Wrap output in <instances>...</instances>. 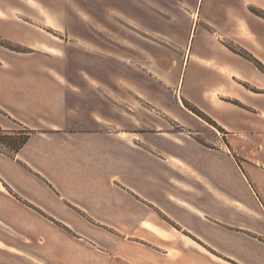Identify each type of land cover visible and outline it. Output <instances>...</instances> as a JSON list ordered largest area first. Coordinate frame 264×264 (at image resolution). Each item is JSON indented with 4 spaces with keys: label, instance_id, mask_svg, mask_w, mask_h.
I'll use <instances>...</instances> for the list:
<instances>
[{
    "label": "crops",
    "instance_id": "obj_1",
    "mask_svg": "<svg viewBox=\"0 0 264 264\" xmlns=\"http://www.w3.org/2000/svg\"><path fill=\"white\" fill-rule=\"evenodd\" d=\"M167 1L131 0V73L48 77L44 94L45 78H7L1 127L54 130L0 154V229L22 240L0 234V250L37 264H264V157L250 151L264 148V75L213 31L231 22V0L203 11L204 0H172L189 15L180 25ZM245 3L264 10V0ZM238 23L226 34L264 63V46ZM29 227L49 232L32 231L26 252Z\"/></svg>",
    "mask_w": 264,
    "mask_h": 264
},
{
    "label": "rangeland",
    "instance_id": "obj_2",
    "mask_svg": "<svg viewBox=\"0 0 264 264\" xmlns=\"http://www.w3.org/2000/svg\"><path fill=\"white\" fill-rule=\"evenodd\" d=\"M180 1L181 5H189L195 0ZM245 1L231 0V11L234 12L231 22L227 25L214 24L213 31L223 36L227 49L252 62L254 68L264 75V63L243 49L238 39L232 37L239 33L238 22L243 21L250 29V34L255 35L260 40L258 42L264 46V10L260 9L259 5H250ZM207 2L208 0L203 1L202 11ZM173 3L172 0L167 1V12L174 16L175 24L180 25L182 18H178L182 16L187 19L189 15L182 6L175 7ZM223 5L217 4L212 12L218 8L223 9ZM141 29L143 30L139 27V30ZM226 32L233 35L229 36ZM131 35L140 38L138 31L131 32V0H0V94L7 87V78L13 77L45 78L39 81L41 92L44 94V88L49 87L46 85L49 82L48 77L59 78L61 83H65L67 76L90 78L91 69H98L102 74L103 69L110 66L118 67L121 76H124L125 72L131 73ZM82 87L90 95L95 92V89L90 90L89 85ZM3 114L4 111L0 108V118L5 120ZM46 127L41 125L31 128L16 121L12 123V129H5L0 125V154L11 157L15 154L13 147L22 137H27L24 145L32 134L39 133L41 136L40 133L47 134L54 130ZM174 129L178 128L174 126ZM253 146L255 148V145ZM250 148L251 152H258L257 155L264 157L262 145L258 151ZM235 158L240 163L239 158ZM23 219L30 221L25 216ZM27 224L30 225V222ZM57 230L77 245H72L74 252H78L76 247L82 248L74 238L78 235L71 229L64 227ZM32 231L41 238L47 237L49 232L42 227L37 230L24 228L23 235L27 239L24 241L23 238L26 252L31 250V242L28 240L33 236ZM0 234L5 236L10 244L20 242L22 246L20 234L16 229H0ZM50 244L45 246V249L49 250L50 247L51 252H54L55 248H59L58 251L63 249L62 243ZM20 256L21 252L14 248H8L6 252L0 250V264H37L32 263L30 255L24 259ZM84 256H87L86 252Z\"/></svg>",
    "mask_w": 264,
    "mask_h": 264
},
{
    "label": "trees",
    "instance_id": "obj_3",
    "mask_svg": "<svg viewBox=\"0 0 264 264\" xmlns=\"http://www.w3.org/2000/svg\"><path fill=\"white\" fill-rule=\"evenodd\" d=\"M191 111H193L194 113H196L197 115L203 117L204 119H207V117H205L203 114H201L200 112H198L195 108H193L190 105H186ZM27 137H22L21 140H19V142L13 147V151L17 152L18 149L23 145V143L25 142Z\"/></svg>",
    "mask_w": 264,
    "mask_h": 264
}]
</instances>
